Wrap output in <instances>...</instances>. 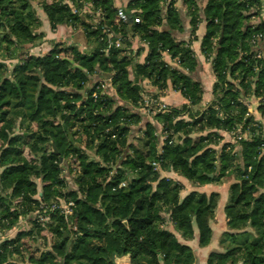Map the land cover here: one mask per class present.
<instances>
[{"label":"trees","instance_id":"16d2710c","mask_svg":"<svg viewBox=\"0 0 264 264\" xmlns=\"http://www.w3.org/2000/svg\"><path fill=\"white\" fill-rule=\"evenodd\" d=\"M69 1L73 7L67 0H0V229L29 216L32 224L1 242L0 264H22L13 257H23V239L44 230L50 246L30 264H114L123 255L132 264H196L176 232L189 240L196 227L199 245L207 246L219 194L192 191L178 202L163 171L198 184L232 178L223 250L208 264H264L263 1L182 0L188 39L179 38L186 26L179 0H129L126 22L114 0ZM38 8L51 31L81 30L85 46L57 41L28 53L45 36ZM203 22L201 52L215 81L213 100L201 110L192 42ZM135 39L146 44L148 63L134 67L132 79ZM165 52L179 67L164 62ZM140 76L158 87L170 79L188 102L166 106L153 124L141 109ZM252 99L260 119L249 113ZM155 130L170 134L160 153ZM136 132L142 147L131 140ZM60 198L74 203L72 230L50 210ZM49 213L50 221L41 220Z\"/></svg>","mask_w":264,"mask_h":264},{"label":"rangeland","instance_id":"374dc122","mask_svg":"<svg viewBox=\"0 0 264 264\" xmlns=\"http://www.w3.org/2000/svg\"><path fill=\"white\" fill-rule=\"evenodd\" d=\"M67 3L70 4V5L72 4L71 1H69V0H67ZM177 4H178V2H177ZM182 6H183V4H182ZM36 14H37L36 15L37 18L42 22V25H41L40 29H38V31L44 32V34H45L44 37H46L47 36V33H49V29L46 28V26H47L46 25L47 24L46 22L48 21L47 20L48 18L46 16L44 10L41 9V8H38L37 9V13ZM46 40H47L46 38L45 39L42 38V39H38L36 42H37V44L40 45V44H43V42H45ZM135 40H137L134 43L135 47L132 46V48H131L132 50L130 51L133 54L132 55L133 56L132 57L133 59H132V62L130 64V66H129V70L131 72L130 73V77L132 79H134L135 74H136L133 71L134 70V67H138L140 65L143 66V65H146L148 63L147 62V59H146V56H147L148 52L146 54H143V50L144 49L141 50V48H140L141 46H142V48H144V45L146 46V44L141 45V42H140L139 39H135ZM26 47H29V45L26 46ZM145 50L148 51V49H145ZM27 52L30 53V54H42L40 52H37L36 49H35V47H31L29 50L27 48ZM27 52H25V53H27ZM162 56H163L164 62L168 66H172V67L177 66V67H179V62H178V57L177 56L174 57L169 52H165ZM8 62L11 63L10 61H8ZM10 65L12 66V64H10ZM105 81H106V79H105ZM135 82L137 83V85L141 89L140 90V93H141L142 102H143V105L141 106V109L144 110V112H148L146 114L149 115V119L151 120V122L153 124H155V122H157V120L154 117V115L157 114V113L163 112L165 110V107L166 106H169L168 103H166L164 101L165 96H167L169 94V92H171V91H173V92L176 91L179 94L181 93L180 91H177V90H175L173 88V84H172V82H171L170 79L167 80V84H166L167 86H165V87H158V86L154 85L153 82L151 80H149L148 78H143L141 76ZM111 89L112 90H109L110 93L116 95V89L114 87H112ZM204 93L205 92H203V94ZM202 99H203V95H202ZM202 99H201V101H202ZM249 106H251V104ZM258 106H259V102H258ZM249 109H250V107H249ZM196 111H197V109H196ZM249 113L251 115H254L251 110L249 111ZM259 114H260V112H259ZM260 117H261V115H260ZM260 117L258 119H260ZM137 132L136 133H133V136L134 137L132 136L133 139L131 138V140H133L134 143L137 144L138 146H141L142 147V145L145 142V138H144L142 132H140V133H137ZM169 135L170 134L168 132H157V130H155V138H156V143H157L156 145H157V150H158L159 153L162 152L164 146H166L165 144L168 142ZM135 136H139V137H135ZM241 136H247V134L245 133V134H242ZM153 165L155 166L156 169H160L158 163H154ZM173 175L175 177H171ZM162 176L164 178L165 177L166 178H170L171 181L173 182V184H175V188H174L173 192L176 194V200L178 202H180L182 200V198L185 195H187L189 192L199 191L198 190L199 188H202L204 186H208L209 184H213V185H221L222 184V183H217V182H205V183H200V184L194 183L193 181H191L189 179H186V178L182 177L181 175H179L178 173L173 172V171H163L162 172ZM183 179L186 180V183H184L182 181ZM232 181H233V179L231 178L230 180H227L226 182H223V183H229L230 182V184H231ZM67 184L69 186L70 185L71 186L72 185L74 186V184L72 182H70L69 180L67 181ZM199 192H202V191H199ZM211 193H218V192H211ZM211 193H206V194H211ZM39 195H41V193H39ZM37 197H39V196H37ZM70 202H73V201L66 200L65 198H60L59 200L53 201L52 203L53 204L58 203L62 207H66L67 204H69ZM220 202H221V196L218 195L217 204H216V208H215V211H214V217L209 220V225H210L211 230H212V238H211V241L213 240V236H214L215 231L217 229V227H216V225H217V215H218V210H219ZM228 203H229V187H228V200L226 201L225 204H223V212L226 215V222H225V231H223L221 233V237L228 230V224H227V221L228 220H227V214H226V211H225V208H226V206H227ZM34 215H36V214L34 213ZM34 215L32 214L31 216H34ZM27 218H29V219L27 220ZM30 218H31L30 216L29 217L22 218L21 221L19 220L20 222L18 221L15 224V227L13 229L11 228V229L6 230V231H3V230L0 229V244H1V242L3 240H6L10 236L15 235L16 232H17V230L19 228H22V227H25V226H28V227L31 226L32 227V224L31 223L28 224V222H30ZM67 227H68L69 230H72L73 229L68 224H67ZM167 228L173 230L172 225L171 226H168L167 225ZM196 232H198V238H199V231L195 227L194 234ZM44 234H48L46 232V230L42 231V237H39L37 233L34 236V238H31L30 236H26L23 239L24 240L23 241L24 242V245H23V257L22 258H16L14 256L13 258L16 259V260H18V261H20V262H22V264H30L28 258L31 255H37V253L39 255V250H42L43 248H48L50 246L49 238L47 237V235H44ZM176 234H177V237L179 238V240L182 241L183 243H184V241H187V239H185V238L182 237L181 233L176 232ZM43 236H45V237H43ZM221 237H220V239H221ZM192 238H190L189 240H191ZM211 241H210V243H211ZM219 244H220V242H219ZM219 248H220V251L223 250V248L221 247V245L219 246ZM114 264H121V263L119 262L118 259H116L114 261Z\"/></svg>","mask_w":264,"mask_h":264},{"label":"crops","instance_id":"0c3cea01","mask_svg":"<svg viewBox=\"0 0 264 264\" xmlns=\"http://www.w3.org/2000/svg\"><path fill=\"white\" fill-rule=\"evenodd\" d=\"M129 0H114L115 5L118 8H122L128 3ZM263 1V8H264V0ZM177 6L179 7L180 11L183 13V20L186 24L185 26V32L179 36L180 39H188V37L191 34V27H190V20L189 18L185 15L184 8L182 6V0L178 1ZM261 16L264 18V9L262 10ZM47 19V18H46ZM48 20V19H47ZM46 20V21H47ZM45 21V22H46ZM47 26L46 28L49 29V21L46 22ZM206 26L207 24L205 22L201 23L199 26V29L197 30L195 36H197V39H195L192 42V48L195 51L196 57L200 63V68L197 72V76L199 81L202 83L204 87V94H203V99L199 105V108L201 110L205 109L213 100V84L215 81V75L213 74L211 70V66L209 61L205 58V56L201 52V39L206 33ZM44 39L46 38L47 40L43 42V44H37L35 45V49L37 52L43 53L47 51V48L54 44L57 41L61 42H66V43H76L79 44L80 46L84 45L83 43V36H82V31L77 30L74 31L71 27L69 26H60L57 30L51 31L49 29V33H47L46 37H43ZM83 40V41H82ZM144 43L141 42V45ZM85 46V45H84ZM142 49H148L147 46L144 45V48L141 46ZM143 50V54H146L148 51ZM142 54V55H143ZM171 88V87H170ZM164 101L168 103V105H173V106H181L188 101L182 96V94L176 92V91H171L167 96H165ZM252 111V113L256 116L260 117V114L258 112V100L257 99H252L251 100V106L249 111ZM158 122H155V125ZM161 127V126H160ZM225 139L229 140V135H225ZM171 177H175L174 175ZM184 183H186V180H182ZM230 185L229 183H223L221 185H213L209 184L208 186H204L202 188H199V191L205 192V193H211V192H218L219 195L221 196V202L218 210V215H217V229L215 231V234L213 236V240L211 243L207 246H200L199 245V238H198V232H196L193 235V238L191 240L184 241V243L188 244L191 246V248L194 251L195 258H196V264H208V258L212 252L215 251H220V237L221 233L225 231V222H226V215L223 212V204L226 203L228 200V187ZM121 264H132L131 263V258L130 255H123L117 258Z\"/></svg>","mask_w":264,"mask_h":264},{"label":"built area","instance_id":"2783aa9c","mask_svg":"<svg viewBox=\"0 0 264 264\" xmlns=\"http://www.w3.org/2000/svg\"><path fill=\"white\" fill-rule=\"evenodd\" d=\"M82 2V1H81ZM73 11L74 12H78L77 10H76V8L74 7L73 8ZM117 16H118V19L119 20H121L122 22H126V21H128V15H127V13L125 12V10L123 9V8H119L118 9V13H117ZM139 18H135V21L136 22H139ZM112 35H113V33H109V37H112ZM120 44H121V41L120 40H118V41H116V46L117 47H119L120 46ZM105 85H106V83H105ZM106 87V86H105ZM148 113V112H147ZM73 207H74V203L73 202H70L69 204H67V206L66 207H62L60 204H58V203H55V204H52L51 206H50V210H51V212L53 213V212H55V213H58V214H60L61 216H63V218H64V220L67 222V224L69 225V226H71L72 228H75V227H73V224H72V221H71V215L73 214ZM52 213H49V214H47L46 216H42L41 217V220H46V221H50V218H51V214ZM69 221V222H68ZM71 223V224H70ZM120 257V256H119ZM118 257H116L115 258V260L117 259Z\"/></svg>","mask_w":264,"mask_h":264}]
</instances>
